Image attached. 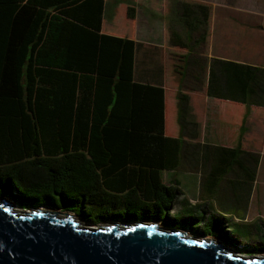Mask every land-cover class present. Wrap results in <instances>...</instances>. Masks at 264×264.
I'll return each instance as SVG.
<instances>
[{
  "label": "trees",
  "instance_id": "1",
  "mask_svg": "<svg viewBox=\"0 0 264 264\" xmlns=\"http://www.w3.org/2000/svg\"><path fill=\"white\" fill-rule=\"evenodd\" d=\"M111 4L0 0V198L93 224H198L205 217L171 218L180 192L161 178L193 157L187 138L200 151L189 96L178 94L180 137L164 136L163 89L133 78L136 4L120 0L108 28ZM218 227L206 220L192 232L236 246ZM247 248L264 252L263 243Z\"/></svg>",
  "mask_w": 264,
  "mask_h": 264
},
{
  "label": "crops",
  "instance_id": "2",
  "mask_svg": "<svg viewBox=\"0 0 264 264\" xmlns=\"http://www.w3.org/2000/svg\"><path fill=\"white\" fill-rule=\"evenodd\" d=\"M111 2L104 14L107 21L120 0ZM134 2V82L163 89L164 136L176 139L182 133L177 121L179 93L189 96V119L200 124V151L187 138L188 155L193 157L183 161L184 170L161 171L163 183L180 192L171 218L205 217L212 225L218 223V230H224L234 244L244 245L234 233L256 237L257 241L253 239L244 247L261 244L263 0ZM204 220L193 221L197 227L188 224L186 229L201 231Z\"/></svg>",
  "mask_w": 264,
  "mask_h": 264
},
{
  "label": "water",
  "instance_id": "3",
  "mask_svg": "<svg viewBox=\"0 0 264 264\" xmlns=\"http://www.w3.org/2000/svg\"><path fill=\"white\" fill-rule=\"evenodd\" d=\"M47 208L23 210L0 198V264H264V255L245 256L159 222L97 228Z\"/></svg>",
  "mask_w": 264,
  "mask_h": 264
},
{
  "label": "rangeland",
  "instance_id": "4",
  "mask_svg": "<svg viewBox=\"0 0 264 264\" xmlns=\"http://www.w3.org/2000/svg\"><path fill=\"white\" fill-rule=\"evenodd\" d=\"M263 2H264V0H263ZM238 16H239V14H237ZM243 17H245V16H243ZM249 17V16H248ZM248 17H245V18H248ZM103 25L104 26H106V27H113V28H116V26H113L111 23H109L106 19H104V21H103ZM127 35V34H126ZM7 200H10V199H8V198H6ZM47 209H49V208H47ZM54 211V210H53ZM87 211H89V212H92L93 211V214L94 215H98L97 214V210H95V209H92V207H88L87 208ZM65 212H67V211H63L62 213H65ZM71 214H73V213H71ZM166 217H167V215H166V213H164L163 215H162V218H161V221L163 220V219H166ZM92 218V217H91ZM81 220V219H80ZM91 220H94V219H91ZM82 221V220H81ZM83 223H86V221H82ZM111 222H105V223H103V222H101V223H95V224H93V223H86L87 225H91V226H93V227H98V226H100V225H103V226H107V225H109ZM118 223H120V222H118ZM159 224H163V222H159ZM163 227H167V226H164V225H162ZM192 226H193V228H196L197 226H196V224H192ZM174 227H178V228H172V229H181V230H183V231H185V232H188V230L185 228V227H183V226H181V225H177V226H174ZM167 228H169V227H167ZM211 229H209V231H210ZM188 234H190L191 236H198V235H196V234H194L193 232H188ZM234 235L235 236H237L238 238H239V240H238V242L241 244V242L245 245V244H247V243H249V241H251V240H256L257 241V239H256V237H243L242 235H239V233H234ZM233 235V236H234ZM198 237H201V236H198ZM204 238H206L205 236H203ZM237 238V239H238ZM220 240V239H219ZM262 243L264 244V238L262 239ZM222 242V241H221ZM223 243V242H222ZM224 244V243H223ZM236 246H234L233 247V249H235V250H237L238 251V253H240V254H242V255H245V256H260V255H264L263 253H260V254H255V253H251L248 249H246V247H244V245H238V244H235Z\"/></svg>",
  "mask_w": 264,
  "mask_h": 264
},
{
  "label": "bare ground",
  "instance_id": "5",
  "mask_svg": "<svg viewBox=\"0 0 264 264\" xmlns=\"http://www.w3.org/2000/svg\"><path fill=\"white\" fill-rule=\"evenodd\" d=\"M109 225H110V224H109ZM109 225H108V226H109ZM105 226H106V225H105ZM97 228H98V227H97Z\"/></svg>",
  "mask_w": 264,
  "mask_h": 264
},
{
  "label": "flooded vegetation",
  "instance_id": "6",
  "mask_svg": "<svg viewBox=\"0 0 264 264\" xmlns=\"http://www.w3.org/2000/svg\"><path fill=\"white\" fill-rule=\"evenodd\" d=\"M261 253H264V252H261ZM260 254V253H259Z\"/></svg>",
  "mask_w": 264,
  "mask_h": 264
}]
</instances>
